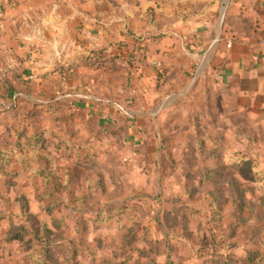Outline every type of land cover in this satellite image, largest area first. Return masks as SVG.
Listing matches in <instances>:
<instances>
[{
  "label": "rangeland",
  "instance_id": "1",
  "mask_svg": "<svg viewBox=\"0 0 264 264\" xmlns=\"http://www.w3.org/2000/svg\"><path fill=\"white\" fill-rule=\"evenodd\" d=\"M219 5L0 0V264H264V182L224 161L245 154L264 171V110L195 84L156 120L154 149L131 144L91 108L134 122L133 74L106 82L105 70L75 67L85 46L70 45L157 39L218 19Z\"/></svg>",
  "mask_w": 264,
  "mask_h": 264
},
{
  "label": "crops",
  "instance_id": "2",
  "mask_svg": "<svg viewBox=\"0 0 264 264\" xmlns=\"http://www.w3.org/2000/svg\"><path fill=\"white\" fill-rule=\"evenodd\" d=\"M219 8L223 12L220 15L219 11L218 19L212 17L208 23L157 39L147 35L137 42L122 34L105 38L100 34L98 44L87 47L86 41L77 42L71 35L72 48H78L79 43L85 46V58L77 60L75 67L105 70L106 82L120 69L127 68L133 74L134 103L126 112L135 113L134 122L127 119V113L124 117L111 106L97 104L91 108L99 110L101 119L106 120L100 122L107 129L126 132L133 136L131 144L140 141L143 145L144 139L150 140L162 113L203 82L230 100L264 110V0H220ZM71 54L58 58L68 64ZM148 144L154 149L152 140Z\"/></svg>",
  "mask_w": 264,
  "mask_h": 264
},
{
  "label": "trees",
  "instance_id": "3",
  "mask_svg": "<svg viewBox=\"0 0 264 264\" xmlns=\"http://www.w3.org/2000/svg\"><path fill=\"white\" fill-rule=\"evenodd\" d=\"M15 147H21V146L16 144L14 145V148L11 146V150L15 149ZM20 149L21 148H19V150ZM8 155H9L8 151L0 149V168L4 165L5 162L6 163L8 162L7 161ZM224 161H225V167H230L236 170L244 179L255 183L264 182V171L261 172L259 167L261 166L260 159L259 160L256 159L252 162L249 160L248 157L245 156V154L237 153L231 156L225 153ZM1 172L2 171L0 169V176L2 175ZM209 179L210 177L208 178V180ZM212 180H219V178L216 175H212ZM238 196H240L239 193ZM126 209L127 208L119 207L115 210L106 212L105 215L107 217L110 216V213H113L114 215H121L126 211ZM134 222L135 221L133 219L130 220V223L134 224Z\"/></svg>",
  "mask_w": 264,
  "mask_h": 264
}]
</instances>
